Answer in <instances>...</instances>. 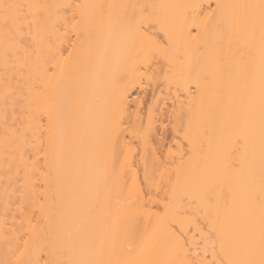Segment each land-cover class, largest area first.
Returning a JSON list of instances; mask_svg holds the SVG:
<instances>
[{"label":"bare ground","instance_id":"1","mask_svg":"<svg viewBox=\"0 0 264 264\" xmlns=\"http://www.w3.org/2000/svg\"><path fill=\"white\" fill-rule=\"evenodd\" d=\"M3 3L0 264L258 258L264 0Z\"/></svg>","mask_w":264,"mask_h":264},{"label":"snow or ice","instance_id":"2","mask_svg":"<svg viewBox=\"0 0 264 264\" xmlns=\"http://www.w3.org/2000/svg\"><path fill=\"white\" fill-rule=\"evenodd\" d=\"M39 7L34 5H24L18 3H3L0 4V24L4 27L5 31L12 33L22 32L25 28V21L27 27L31 28L32 21L28 20V13L25 9ZM264 10V3L261 4ZM42 14V13H41ZM147 40L151 41L153 38L145 33ZM261 74H262V90H264V36H262V60H261ZM260 226H259V248L258 258H256L257 249L255 245L254 234L249 231L244 235L242 242L239 238L234 241V244L241 247L243 256L242 258L233 259L225 256L219 264H264V191L260 193ZM114 264H138L136 261H116ZM215 264V262H214Z\"/></svg>","mask_w":264,"mask_h":264}]
</instances>
